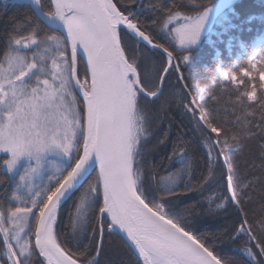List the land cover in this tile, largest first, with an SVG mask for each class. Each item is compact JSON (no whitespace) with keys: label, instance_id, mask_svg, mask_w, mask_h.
Returning <instances> with one entry per match:
<instances>
[{"label":"snow or ice","instance_id":"1","mask_svg":"<svg viewBox=\"0 0 264 264\" xmlns=\"http://www.w3.org/2000/svg\"><path fill=\"white\" fill-rule=\"evenodd\" d=\"M30 7L39 21L61 35L46 36V41L54 42L46 43L40 24L27 17L14 28L0 60V154H7L9 172L23 169L19 180L27 190L26 199L16 195L13 199L18 203L0 205L6 264H32L34 250L44 257L43 264H99L105 230L121 236L134 250L137 264H229L189 227L191 213L170 199L177 195L175 188L168 187L158 195L149 188L151 176L145 178L140 171L149 139L147 118L140 115L141 100L163 95L164 78L174 67V52L142 30L134 9L124 5L122 10L114 0H49L47 10L44 0H30ZM207 16L204 11L197 19L175 27L172 39L180 46L196 44ZM124 33L137 46L143 42L163 51L167 66L158 78L138 72L136 57L126 54ZM80 56L86 57L83 79L77 75ZM255 60L253 57L250 67L243 70L250 87L240 90V103L258 107L261 122L245 121L243 135L221 138L223 128L213 111L195 98L182 101L194 127L208 141V157L225 169L229 160L222 145L229 139L242 142L253 137V126L264 133V64L257 68ZM140 64L142 67L143 61ZM221 75L225 81L245 83L235 74ZM152 85L155 90L150 89ZM249 101L252 105H247ZM172 155L186 160L183 151ZM52 157L58 163L52 164L49 174ZM261 157L264 168V148ZM212 179L210 169L205 183ZM222 179L227 202L245 213L234 235L247 236L264 256V238L255 234L242 199L252 200L245 189L253 191L255 182L240 188L227 170ZM74 198L79 205L71 241L83 239L95 245L91 259L83 258L87 252L77 255L65 247L57 236L62 206ZM260 208L264 210V201ZM260 215L264 217V211ZM92 219L97 221L95 228L90 226ZM246 252L255 261L247 245Z\"/></svg>","mask_w":264,"mask_h":264},{"label":"trees","instance_id":"2","mask_svg":"<svg viewBox=\"0 0 264 264\" xmlns=\"http://www.w3.org/2000/svg\"><path fill=\"white\" fill-rule=\"evenodd\" d=\"M48 2L49 0H44L45 10H47ZM114 2L118 7H122V10L124 5L134 9L142 30H145L155 43L173 51L175 56L174 67L169 69V73L164 78L163 95L159 99L146 97L141 100L140 115L147 118L145 127L148 129L149 137L147 155L141 160L142 176L145 178L151 176L149 188L157 191L158 195L168 187L175 188L177 195L170 199L179 209L191 213L189 227L201 236L218 256L228 260L229 264H255L243 252L246 245H250L255 250L260 262H264L259 249L248 241L247 236L234 235L240 222L245 218V213L240 212L227 200L224 208L218 207L221 204L219 201L221 198L227 199L222 179L226 170L233 174L234 182L240 188L249 181H254L256 187L253 191L245 189L252 200L249 202L247 196L242 199L246 204L247 219L250 223L254 222L255 234L258 238H264V225L261 224L264 217L260 215L261 211H264L260 208L261 201H264V168L261 167L264 133L253 126L251 130L256 133L253 137H245L242 142H232L229 139L227 144L222 145L229 160L228 168L225 169L222 164L217 168V176L220 169L222 170L223 185L221 186L218 181L213 183L212 180L205 183L210 169L214 176L215 166L207 155V149L194 127L193 120L183 107V103H188L195 98L206 109L213 111L217 123L223 128L221 138L243 135L245 121L261 122L259 115L261 110L258 107H249L240 103L242 99L240 90L250 87L249 79L243 77L242 71L250 67L249 61L253 56L252 42L264 30V17L259 18L264 15V0H240L234 4L239 15L233 14L232 17L240 28L233 30V33L240 36L248 51L241 58L237 56L240 50L238 45H235L232 52L228 51L226 35H222L224 40L218 41L215 45L204 41L197 48L181 50L169 37L158 33V29L169 16L196 13L215 5L218 0H137L135 4L131 0H114ZM252 16L255 17L249 20ZM27 17H32L33 23L40 24L41 36L45 41L48 35H61L39 21L29 4H10L0 0V60H3L8 49V39L14 28L24 24ZM46 43L54 42L46 41ZM124 43L129 50L126 54L137 59L138 72L142 75L152 73L154 78L162 74L164 67L167 66L165 54L162 51L150 49L142 43L137 46L128 33H124ZM217 48L220 49L219 59L216 58ZM29 54H31L30 50ZM184 57H188V60L186 61ZM140 61H143L142 67ZM220 61L223 62L224 71L238 75V78H242L245 83L240 86H235L231 82L223 83L218 74ZM86 71V62L80 56L78 77L83 79ZM157 83H159L158 79ZM196 87L205 89L203 98L196 96L194 92ZM155 88L156 85L150 86L151 90ZM247 105H252V102H247ZM249 113L252 114L249 115ZM181 151L184 152L186 160H182L179 155H172L173 152L178 154ZM6 156V154H0V205L11 206L18 203L13 199L16 195L26 199L27 190L19 180L23 169L9 172L5 163ZM50 159L49 174L53 171L52 164L58 163L55 157ZM24 166L27 167V163ZM94 177L95 173H93ZM43 183H47L46 177ZM33 191L38 189L34 188ZM78 205V198H74L62 206L57 218V236L65 247L76 252L77 255L87 252L83 258L91 259L95 245L83 239L79 242L71 241L72 223ZM89 215L91 216V213ZM96 224L97 221L92 219L90 226L95 228ZM105 227L107 229V222ZM31 239L34 243L35 238ZM91 239L93 238L89 237V240ZM4 251L3 242L0 240V264H6ZM34 251L32 264H43L44 257L39 255L38 250ZM97 259L99 264H137L134 250H130L116 232L107 230L104 232L101 254Z\"/></svg>","mask_w":264,"mask_h":264},{"label":"rangeland","instance_id":"3","mask_svg":"<svg viewBox=\"0 0 264 264\" xmlns=\"http://www.w3.org/2000/svg\"><path fill=\"white\" fill-rule=\"evenodd\" d=\"M1 1L4 3L8 2L7 0H1ZM237 1H240V0H218V2L215 5L208 7V8H205L203 10H200L196 13L175 14V15L169 16L164 21L163 25L158 29V33H159V35L169 37L174 42V44L181 50H185V49L188 50V49L197 48V47L201 46L204 41H207L211 45H215L218 41L221 42L224 40L222 38V35H226L227 36L226 47H227L228 51L232 52L235 45H238L240 50L237 52V56H238V58H241L243 56V54H247L248 51H247L245 42L240 38L239 35H234V33H233V30L240 28L239 24L237 22H235L233 20V17H232L233 14L236 16L239 15L237 10L234 8V4ZM204 11H208V16H207V19H206L205 24L203 26V29L201 31L198 42L194 45H186V46L178 45L172 39V35H174L173 29L177 26H181L186 21L191 22L192 20L197 19L199 16H201L203 14ZM254 17L255 16H252L249 20H252ZM262 17H264V15L259 16V18H262ZM165 25H167V26H165ZM252 50H253V56L251 57L250 61L253 60V57H256L255 63L257 65V68H259L261 66V64H264V58L260 57V54H264V30L261 33V35H258L253 40ZM219 55H220V49L217 48V51H216V58L217 59H219ZM222 65H223V62L220 61V65L218 67L219 77L221 78L223 83H229L231 81L230 80L225 81L223 78V75H221V74L223 73V74H227L230 76L231 74H234V73L224 71L222 69ZM253 71H255V70H253ZM77 75H78V73H77ZM242 75H243V71H242ZM236 76H237V80H240L238 78V75H236ZM245 78L249 79V77H245ZM231 83H233L235 86L242 85V84L237 85L234 82H231ZM197 90H199V92ZM246 90H248V89H246ZM194 92L198 98H203L205 96V94H204L205 89H203V88L196 87L194 89ZM199 135L201 136L203 143H204V146L206 148V145L208 144L206 137L200 132H199ZM212 162L214 163V166H215V172H214V176H213L214 179H212V182L215 183L218 181V183L222 186L223 181H221V175H222L221 169H220L218 176H217V168L221 167V164H218L214 160H212ZM226 200L227 199L221 198L219 201L221 204L225 205ZM0 240L3 242L2 238H0ZM3 245H4V243H3ZM247 247H250L252 249L253 253L255 254V261L247 255L246 247L243 248V252L252 262H254L256 264V262L259 261V258L257 256L255 250L250 245H248ZM4 248H5V245H4ZM263 261H264V259H263Z\"/></svg>","mask_w":264,"mask_h":264},{"label":"water","instance_id":"4","mask_svg":"<svg viewBox=\"0 0 264 264\" xmlns=\"http://www.w3.org/2000/svg\"><path fill=\"white\" fill-rule=\"evenodd\" d=\"M10 4H29L30 5V0H7ZM142 44H144L145 46H147L148 48L150 49H156V48H151L150 46H148L146 43H143V42H140ZM159 51H162L160 49H157ZM163 52V51H162ZM79 58V57H78ZM82 58L84 59V61L86 62V57H83ZM77 70H78V61H77ZM179 73L181 74L180 70H179ZM263 259H264V256H262Z\"/></svg>","mask_w":264,"mask_h":264}]
</instances>
